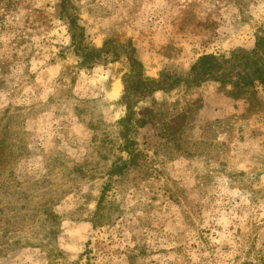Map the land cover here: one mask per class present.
<instances>
[{"label": "rangeland", "instance_id": "374dc122", "mask_svg": "<svg viewBox=\"0 0 264 264\" xmlns=\"http://www.w3.org/2000/svg\"><path fill=\"white\" fill-rule=\"evenodd\" d=\"M67 14L118 56L83 63ZM67 14L0 0V264H264L262 93L181 80L131 96L154 117L128 129L122 98L129 58L162 80L251 53L264 0H70Z\"/></svg>", "mask_w": 264, "mask_h": 264}, {"label": "trees", "instance_id": "16d2710c", "mask_svg": "<svg viewBox=\"0 0 264 264\" xmlns=\"http://www.w3.org/2000/svg\"><path fill=\"white\" fill-rule=\"evenodd\" d=\"M61 8L67 14L70 8V0H61ZM70 26L73 29V43L77 53L82 57L83 63L90 64L100 59L103 55L112 54L118 56V50L109 41H106L102 49L90 48L85 45L86 35L84 29L77 24L75 17L67 14ZM79 29L80 31L78 32ZM131 67V78L134 80L126 87L122 98L127 99L128 109L125 123L143 127L150 123L154 117L153 111L145 109L134 117L133 100L131 96L150 97L156 92L171 89L174 84L183 80L187 84H199L208 80L223 86H230L241 95L248 91L258 90L264 98V38L257 40L255 49L251 53L228 52L220 55L210 54L200 57L192 65L187 78H174L171 75L162 74L163 79H153L146 76L144 66L136 59L129 58ZM172 79V81H170ZM257 91V92H258ZM127 139V138H126ZM129 149V148H128ZM131 151V150H130ZM134 158V156H131ZM130 158L132 161L133 159ZM123 167H117L114 172H120Z\"/></svg>", "mask_w": 264, "mask_h": 264}, {"label": "bare ground", "instance_id": "6f19581e", "mask_svg": "<svg viewBox=\"0 0 264 264\" xmlns=\"http://www.w3.org/2000/svg\"><path fill=\"white\" fill-rule=\"evenodd\" d=\"M115 92L117 93L118 92V88L116 87V90H115Z\"/></svg>", "mask_w": 264, "mask_h": 264}]
</instances>
